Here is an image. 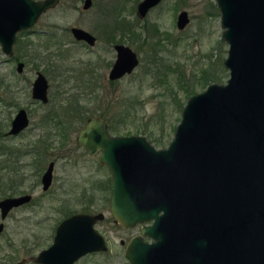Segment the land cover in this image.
<instances>
[{
    "label": "water",
    "instance_id": "1",
    "mask_svg": "<svg viewBox=\"0 0 264 264\" xmlns=\"http://www.w3.org/2000/svg\"><path fill=\"white\" fill-rule=\"evenodd\" d=\"M59 1L0 0L3 51L11 54L16 32L35 27ZM159 1L140 0L138 14ZM215 1L228 44L223 64L229 76L187 98L166 147L154 146L141 134H112L100 115L90 116L76 134L77 143L98 154L110 170L115 222L130 227L150 221L126 243L130 264H264V0ZM91 3L84 0L83 8ZM188 22V11L182 9L177 26ZM71 31L88 43L95 40L82 27L74 25ZM115 48L111 77L138 63L129 45ZM46 88L39 73L34 97L46 101ZM12 123L10 133L27 126L25 109ZM51 176L52 163L43 175L44 187ZM29 198L10 197L0 205L7 209ZM102 218V212H79L63 219L52 244L35 260L74 264L87 252L106 250L104 236L93 227Z\"/></svg>",
    "mask_w": 264,
    "mask_h": 264
},
{
    "label": "rangeland",
    "instance_id": "2",
    "mask_svg": "<svg viewBox=\"0 0 264 264\" xmlns=\"http://www.w3.org/2000/svg\"><path fill=\"white\" fill-rule=\"evenodd\" d=\"M139 0H93L89 8H83V0H61L54 9L42 13L38 18L36 29L53 27L63 41V49L67 52L65 59L59 60L61 67H74L76 70L66 71L62 77H48L52 93L64 99L69 93L77 91L74 84L77 68L86 66L82 60H99L98 72L105 73L101 79V86L93 94L80 96V100L87 107L84 117L95 113H103L111 120L110 133L112 134H141L154 146L166 147L173 137L177 123L181 118L183 104L188 94L176 83L175 73L168 72V80L172 89L162 81L159 74L168 66L183 71L186 79L192 75H199L202 69H209L210 82H225L229 76L228 69L223 64L227 54L228 44L223 40L220 11L215 0H163L158 6L152 8L145 17L136 14V4ZM123 4V5H121ZM123 17L135 23L136 39L128 36L124 43L130 45L140 58L139 64L132 73L126 75L115 83L107 80L109 64L115 57L112 43H105L99 39L95 47H88L73 40L69 30L71 25H77L100 35L106 17L110 19L116 14V7ZM186 9L190 21L183 29L176 26V16L179 10ZM109 14H108V13ZM157 24L159 34L149 35L144 28ZM69 36V37H67ZM30 38L33 44L41 42L38 33H29L23 38ZM4 54L0 50V73L15 70V65L2 61ZM53 59V58H52ZM29 62L24 67V75L29 81L33 80L35 68L42 69V64ZM23 75V76H24ZM63 79V85L58 86ZM204 84H195L193 90L198 92ZM29 88V84H27ZM64 91L60 94V91ZM59 91V92H58ZM125 97V99H123ZM52 99V96L50 95ZM30 95L20 96L23 104L28 103L31 108H37L32 118L31 128L19 138L12 140L23 148L29 139L41 133L40 127H35L39 112L43 108L39 104L31 103ZM124 102L122 105L121 103ZM182 104V106H181ZM83 117V118H84ZM83 124L79 121L73 129H69L70 141L62 149H57L55 178L51 189L43 193L39 183L38 169L46 167L48 159L43 163L34 164L32 155L22 158L30 161L31 165L25 169L28 179L26 189H33L35 200L29 206L28 219L20 221L18 230L16 222H11L8 231L11 240L0 238V262L13 257L12 264L25 258V264H36L33 256L46 247L52 240V226L63 216V208L69 205L74 211L88 208L92 211L105 212L106 218L98 222L96 227L108 240V249L91 253L82 257L76 264H130L124 254L125 242L134 234L139 233L138 226L122 227L113 220L108 206V188H103V181H108L109 171L103 165L98 154L92 155L76 143L75 137L78 129ZM161 138L160 145L155 138ZM58 147V143H55ZM56 153V151H55ZM53 156V155H49ZM33 162V164H32ZM37 182V184H36ZM93 197L89 205L88 197ZM22 215V212L21 214ZM12 229V230H11ZM11 243V246L7 244Z\"/></svg>",
    "mask_w": 264,
    "mask_h": 264
},
{
    "label": "flooded vegetation",
    "instance_id": "3",
    "mask_svg": "<svg viewBox=\"0 0 264 264\" xmlns=\"http://www.w3.org/2000/svg\"><path fill=\"white\" fill-rule=\"evenodd\" d=\"M84 1V0H83ZM140 1V0H139ZM138 1V2H139ZM163 0H160L157 4L151 6L148 8L147 12L145 15L140 16L137 12V4H136V14L139 17H145L147 13L154 7L158 6ZM61 0L59 1V3ZM137 2V3H138ZM58 3V5H59ZM93 3V0H92ZM91 3V5H92ZM57 5V6H58ZM90 5V6H91ZM55 6V7H57ZM50 8L47 11L54 9ZM89 8V7H88ZM86 9V8H85ZM182 10V9H181ZM179 10L178 13L181 11ZM46 12V11H45ZM43 12V13H45ZM177 13V16H178ZM189 14V13H188ZM41 16V15H40ZM39 16V17H40ZM177 16H176V26H177ZM38 21V20H37ZM189 21H190V15H189ZM155 25V23L153 24ZM151 25V27H147V25L144 26L146 32H147V37L149 35L155 36L160 33V31L154 32V27ZM187 25V24H186ZM184 26V28L186 27ZM74 25H71L69 28L66 30L70 32L72 38L74 41L79 42L82 45H87L88 47H95L98 43L99 39H103L105 43H112L113 48L115 50V57L112 61L111 64H109V68L107 70V80L110 83H115L116 81L121 80L124 78L126 75L132 73V71L135 69V67L139 64L140 58L138 56V53L136 52L137 58H138V63L134 66V68L130 72H125L124 74L117 76V77H111V69L112 65L116 59L117 56V50L115 48V45L118 43H124V38L126 36H131L129 38L136 39L137 38V33L135 31V27L132 29L135 31V36L130 34L129 31L125 28L122 27H102L103 30L101 31L102 33L100 35H97L93 31H90L94 36L95 40L93 43H88L83 39H78L74 36V34L71 31V27ZM77 26V25H75ZM80 27V26H79ZM157 27H159L157 25ZM83 28V27H82ZM178 29H183L179 28ZM85 29V28H84ZM151 32V33H150ZM29 33H38L40 37H42V41L38 42L36 44H33L30 38H23L24 35H28ZM69 37V36H67ZM112 37L115 39L112 40ZM68 39V38H67ZM66 39V40H67ZM61 39V36L59 35V32H57L53 27H49L48 29H36V27H30V28H24L22 30H19L16 32V39L12 45V53L7 54L3 51L2 45L0 43V50L4 54L3 58H1L2 61L11 63L12 65H15V70L10 71V72H2L0 73V201L4 200L6 198L10 197H20V196H25V195H30V198L28 200H23L18 202L17 204H14L10 206L9 208L5 209V205H0V238H4L6 236V240L10 241L12 238L9 234L8 227L11 222H16L17 225V230H18V225L20 224L21 220H26L29 218V206L30 204L35 200V197L32 193L33 189H26L25 187V182L28 179V175L25 172V169L31 165L30 161H25L22 158H24L26 155H32V161L34 164H40V162H44L46 159H48V162L46 164V167H39L38 169V176H39V183L41 184V189L43 193L48 192L51 189V186L54 182L55 178V166H56V160L57 154L62 155L57 151V149H62L65 147V145L70 141V134L69 136H66L65 140L63 139L62 135V127H69L72 128L74 127L75 124H78L79 121H83V124L81 127L86 123L87 119L90 116L93 115H100L104 117L108 123V128H110V120L108 116H104L103 113H95V114H90L87 115L86 118L84 117V111H79L75 110L74 112H71L69 110H66L67 105L66 102L69 98H74L75 99H80V96H85L84 93L86 94H93L95 91L98 89L99 86H101V79L105 78V73L103 72H98L95 69H98V65H100L99 60L92 61L91 59L89 60H82L86 66L77 68L78 73H75V81L76 83L74 86H76L77 91H73L69 93L67 96L64 97V99L60 96L58 97V94L52 93V88H51V83L49 81L48 77H53V78H60L66 71L70 70H76L74 67H66L63 68L61 67V62L59 60L65 59L67 55L62 56L59 55V51L63 50L64 42L66 41ZM126 44V43H124ZM43 45H48L49 49H46ZM128 45V44H127ZM67 54V52H65ZM58 54V55H57ZM53 58V59H52ZM32 62L33 64H37L36 62H40L42 64V69L36 67L35 68V75L33 80L29 81L28 76L24 75V67L29 63ZM19 63H22L21 68H18ZM42 73L46 80H47V88H46V95H47V100L44 101L43 99L34 97L33 95V87H34V82L36 78L38 77V74ZM24 75V76H23ZM161 76L160 78L163 77L162 72L159 74ZM63 79L59 80V84L63 85L62 83ZM27 84H29V88L27 87ZM64 91L67 90H61L60 94ZM59 92V91H58ZM29 94L31 99L29 100L31 103L34 104H39L43 108L39 112L38 119L35 121V127H40L41 133L37 134L35 137L32 139H29L26 143H23L25 146L23 148L17 147L16 143L13 142L12 140L19 138L21 136H24L29 129L31 128V123H32V118L31 116L33 115V112L37 109L35 108L36 105H34L33 108L26 103L23 104L20 101V96L24 94ZM50 95L52 96V99L50 98ZM25 109L27 117H28V124L26 127L22 128L16 133H10V129L12 128V122L14 118L16 117L17 113L21 109ZM87 110V107H85ZM38 110V109H37ZM80 127V128H81ZM79 128V129H80ZM71 129V130H72ZM78 129V130H79ZM110 131V129H109ZM71 132V131H70ZM69 132V133H70ZM78 132V131H77ZM77 134V133H76ZM76 140V137H75ZM55 143H58V147L55 146ZM77 143V141H76ZM78 144V143H77ZM79 145V144H78ZM81 146V145H79ZM83 147V146H81ZM84 148V147H83ZM85 149V148H84ZM86 150V149H85ZM56 151V153H55ZM87 151V150H86ZM87 153H89L87 151ZM90 154V153H89ZM49 155H53L50 156ZM96 155V154H92ZM99 156V155H98ZM100 160V159H99ZM32 162V164H33ZM101 162V161H100ZM50 163H52V176L51 180L48 184L47 187H44V182H43V175L46 172L47 168L49 167ZM102 163V162H101ZM103 165L106 166V168L109 171V179L108 181H103L102 187L103 188H108L109 194H108V206L110 209V193H111V173L109 168L107 167L106 164L102 163ZM37 184V182H36ZM88 203L91 205L93 203V197H88ZM22 212V215H20ZM63 216H61L60 220H58L55 224V226H52L53 229V237L56 233L57 226L59 223L69 217L70 215L74 213H91V214H96L98 212L103 213V218L102 219H97L93 223V227L99 231L103 236L104 234L97 229L96 224L98 222H102L105 220L106 215L105 212L98 210V211H92L88 208H85L81 211H74L69 208V205L66 204V206L63 208ZM111 212V209H110ZM112 214V212H111ZM113 216V214H112ZM113 216V220H114ZM115 222V220H114ZM150 221H144V222H138L134 226H138L139 229L141 230V227L143 224L149 223ZM117 223V222H115ZM119 224V223H117ZM120 225V224H119ZM122 226V225H121ZM124 227V226H122ZM133 227V226H130ZM12 230V229H11ZM140 233V232H139ZM138 234V233H136ZM135 235V234H134ZM133 236V235H132ZM131 236V237H132ZM53 237L51 242L44 248L49 247L52 242H53ZM130 237V238H131ZM129 238V239H130ZM145 239H149V237L144 236ZM104 239L107 244V249H108V240L104 236ZM128 239V240H129ZM127 240V241H128ZM123 241V242H121ZM124 239L120 240V243L124 244L126 246V243ZM8 245L11 246L10 242H7ZM42 248V249H44ZM106 249V250H107ZM103 250V251H106ZM40 252V250H39ZM38 252V253H39ZM95 252H100V251H92V252H87L86 254L82 255L79 257L74 264L77 263L78 260H80L82 257L89 255L91 253ZM125 252V248H124ZM33 256V261L36 264H43L40 262H37L35 260L36 256ZM125 254V253H124ZM13 257H10L5 260V262H0V264H12ZM26 259L22 258L15 262V264H25Z\"/></svg>",
    "mask_w": 264,
    "mask_h": 264
},
{
    "label": "trees",
    "instance_id": "4",
    "mask_svg": "<svg viewBox=\"0 0 264 264\" xmlns=\"http://www.w3.org/2000/svg\"><path fill=\"white\" fill-rule=\"evenodd\" d=\"M123 5V4H121ZM121 7L120 6H117L116 7V14H114L113 18L110 19V14H109V17L107 16L103 23L104 27H122V28H125L129 31V33L132 35L135 34V31L132 29L133 27H135V23L134 22H131L129 21L127 18L123 17L119 12L121 11ZM154 27V32H158V27H157V24L153 25ZM151 33V32H150ZM135 36V35H134ZM131 37V36H129ZM133 38V37H131ZM115 38L112 37V40H114ZM46 49H49L48 47L50 46H46V45H43ZM59 55H62V56H65L67 55L65 53V51L61 50L59 51L58 53ZM57 54V55H58ZM170 71H173L175 73V78H176V83L178 85H180L182 87V89L188 94V97L195 93V90L194 87H195V84H200V83H203L205 86L210 83V72H209V69H202L200 74L199 75H192V77H189L188 79L185 78V76L183 75V71L179 70V69H174L173 67L171 66H168L165 71L162 73L163 77H162V81L166 82V84L168 85V88L170 86L169 89H172V84L171 82H169L168 78H167V74L168 72ZM204 86V87H205ZM125 99V97L123 98ZM122 105L124 104V102L121 103ZM66 105H67V108L66 110H69L71 112H74L76 109L79 110V111H84V113L86 112V105L84 104L83 101H81L80 99H75L73 100V98H69L66 102ZM184 105V104H183ZM182 106V104H181ZM85 118V117H84ZM110 119V118H109ZM113 125V124H112ZM111 125V120H110V126L112 127L113 129V126ZM71 128L69 127H62V135H63V139L65 140L66 136H69V132ZM156 140V143L157 145L161 143V138H155Z\"/></svg>",
    "mask_w": 264,
    "mask_h": 264
}]
</instances>
